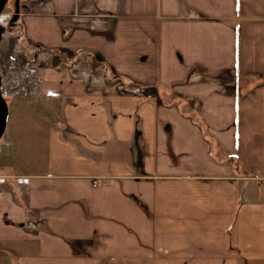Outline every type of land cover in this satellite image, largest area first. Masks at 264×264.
Masks as SVG:
<instances>
[{"label": "crops", "instance_id": "obj_1", "mask_svg": "<svg viewBox=\"0 0 264 264\" xmlns=\"http://www.w3.org/2000/svg\"><path fill=\"white\" fill-rule=\"evenodd\" d=\"M0 85V264H264V0H22Z\"/></svg>", "mask_w": 264, "mask_h": 264}, {"label": "water", "instance_id": "obj_2", "mask_svg": "<svg viewBox=\"0 0 264 264\" xmlns=\"http://www.w3.org/2000/svg\"><path fill=\"white\" fill-rule=\"evenodd\" d=\"M9 0H0V16L2 15ZM21 12V0H15V13L12 17V21L17 20ZM9 119V103L6 99L3 89L0 85V140L3 137Z\"/></svg>", "mask_w": 264, "mask_h": 264}, {"label": "rangeland", "instance_id": "obj_3", "mask_svg": "<svg viewBox=\"0 0 264 264\" xmlns=\"http://www.w3.org/2000/svg\"><path fill=\"white\" fill-rule=\"evenodd\" d=\"M14 1L15 0H9L8 1L2 15L0 16V26L7 25L11 16L13 17V15L15 13ZM29 106L32 107L31 105H29ZM8 141H9L8 132L6 130V132L4 133L3 137L0 140V152L2 151V149L4 150L6 148V144H8Z\"/></svg>", "mask_w": 264, "mask_h": 264}, {"label": "flooded vegetation", "instance_id": "obj_4", "mask_svg": "<svg viewBox=\"0 0 264 264\" xmlns=\"http://www.w3.org/2000/svg\"><path fill=\"white\" fill-rule=\"evenodd\" d=\"M21 2H22V0H21ZM14 4H15V1H14ZM14 23H15V20L12 21V16H11V18H10L9 22L7 23V25H13Z\"/></svg>", "mask_w": 264, "mask_h": 264}]
</instances>
